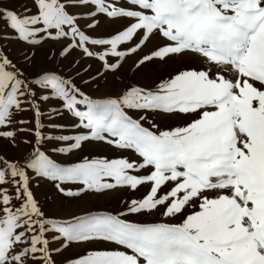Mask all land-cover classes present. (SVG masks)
I'll list each match as a JSON object with an SVG mask.
<instances>
[{"label": "snow or ice", "instance_id": "obj_1", "mask_svg": "<svg viewBox=\"0 0 264 264\" xmlns=\"http://www.w3.org/2000/svg\"><path fill=\"white\" fill-rule=\"evenodd\" d=\"M45 46L56 66L29 73ZM132 56L173 67L128 84ZM115 193V212L72 210ZM0 264H264V0L0 6Z\"/></svg>", "mask_w": 264, "mask_h": 264}, {"label": "rangeland", "instance_id": "obj_2", "mask_svg": "<svg viewBox=\"0 0 264 264\" xmlns=\"http://www.w3.org/2000/svg\"><path fill=\"white\" fill-rule=\"evenodd\" d=\"M26 0H0V6L14 9L18 12H21L23 10V7L25 6ZM116 28V22H113L111 25L101 18V25L98 29V32L101 33H107L114 31ZM23 47V45L20 44H9L7 45L8 50L11 52V57L13 60H18L20 56V49ZM46 47L44 49H40L37 52L36 60L33 65L27 66V71L29 73L37 72L42 70L44 67H55L56 65H52L46 61L45 58V51ZM147 51V49H145ZM73 56L79 57V53H73ZM136 57L132 56L128 58L127 62L124 64L123 68L121 69V75L123 77V80L125 83L132 84H151L155 81H157L166 71L171 70L173 67L172 65L161 67L158 63H153L145 66L141 70L135 71L133 73L132 71V65L135 61ZM72 61V57L70 56L68 60H63L59 62V68L63 70L64 72H69V64ZM22 63V62H21ZM91 63L93 65L91 72H95L98 68V65L95 63V61L91 60H82L80 67H84L87 64ZM77 83H79V80H77ZM91 91V89H88ZM47 108V105L44 106ZM162 126L164 121V118H161ZM167 123L171 124L172 126H177L179 124V121H173L171 118H168ZM147 126V125H145ZM86 151H91V149H87ZM100 151L105 152L108 155H116L118 153H113L107 148H102ZM32 191L34 193L35 198L39 201L40 206L42 210L51 218H59L64 214V210L67 207L68 201L65 197H63L60 193H58L54 187L52 186V183L48 181L47 179H41V178H35L32 183ZM143 191V189H141ZM121 195H125L124 193H115L110 194L109 197L93 200V201H81L79 206L73 205L74 211L80 212L81 209L88 208L93 211H117L119 210V197ZM136 195H139L137 193ZM135 219V218H133ZM139 219L144 220L146 218L140 217ZM56 244H53L52 247H56ZM100 245H97L99 247ZM72 251H75L73 249ZM57 259H62V257H57Z\"/></svg>", "mask_w": 264, "mask_h": 264}]
</instances>
